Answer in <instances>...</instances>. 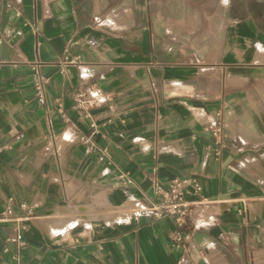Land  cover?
Listing matches in <instances>:
<instances>
[{
	"label": "crops",
	"instance_id": "1",
	"mask_svg": "<svg viewBox=\"0 0 264 264\" xmlns=\"http://www.w3.org/2000/svg\"><path fill=\"white\" fill-rule=\"evenodd\" d=\"M155 2L0 0V264H264V0L226 6L209 64L181 61L193 11L167 24ZM85 86L106 96L87 116ZM181 177L213 202L177 244L142 209ZM19 226L23 246L5 240Z\"/></svg>",
	"mask_w": 264,
	"mask_h": 264
},
{
	"label": "built area",
	"instance_id": "2",
	"mask_svg": "<svg viewBox=\"0 0 264 264\" xmlns=\"http://www.w3.org/2000/svg\"><path fill=\"white\" fill-rule=\"evenodd\" d=\"M76 58L68 60L69 63L75 62ZM44 62L33 61L29 62L31 84L34 91L36 100L40 103L46 102V85L48 84V77L40 71V66ZM74 106L84 111L87 116L88 111L93 106H99L106 101V96L103 92L97 88L85 86L82 88H76L71 92ZM207 129L213 134L215 141L221 143L223 124L221 121L209 120L207 123ZM88 142V140H86ZM89 149L93 150V143L89 142ZM217 152V151H216ZM104 159V152L100 153L98 160ZM118 178L123 184H130L132 180L125 174H119ZM156 193L162 196V201L156 204H152L142 210L147 214H153L155 216H170L177 228L174 235V240L177 244H182L188 238L192 237L196 228L200 223L196 222L195 216L197 215V209L200 206H205L213 202V200L199 196L200 185L195 178L184 177L174 178L170 180L166 187L158 185L154 186ZM193 195V198H187V195ZM21 210H25L24 204H20ZM31 213L29 210H26ZM14 217L13 208L8 203L3 210L0 211V222H6ZM15 219H18L15 217ZM22 226L17 227L12 235L6 237V241L16 242L18 245L23 246L25 244L23 236L20 232ZM8 248L5 247L4 251Z\"/></svg>",
	"mask_w": 264,
	"mask_h": 264
},
{
	"label": "water",
	"instance_id": "3",
	"mask_svg": "<svg viewBox=\"0 0 264 264\" xmlns=\"http://www.w3.org/2000/svg\"><path fill=\"white\" fill-rule=\"evenodd\" d=\"M198 6L199 5H196L195 9ZM226 6L227 5L220 4L216 6V13L214 15L215 19L206 23L207 28L205 25L200 24L198 20L199 18H196L199 24L192 20V23L189 26L184 53L181 58L182 62H198L206 64L213 62L216 41L219 37L222 17ZM193 12L197 13V10H194ZM206 29L207 31L205 32ZM199 30H202V33H199ZM179 36L181 37L182 35L180 34Z\"/></svg>",
	"mask_w": 264,
	"mask_h": 264
},
{
	"label": "rangeland",
	"instance_id": "4",
	"mask_svg": "<svg viewBox=\"0 0 264 264\" xmlns=\"http://www.w3.org/2000/svg\"><path fill=\"white\" fill-rule=\"evenodd\" d=\"M153 1V0H152ZM157 1V4L159 6H162V10H168L167 12H161L159 17H161L162 21H166L167 24H172L176 21H180L181 19H186L185 17H187L186 15H188L187 12H184L183 9H191L192 11L197 10V13L192 12L191 13V20H190V24L193 22L198 23V21L196 20V18H199V22L201 25H205L208 21H212L214 20V15L216 13V6L217 5H236L239 6L242 2L248 1L249 2H253V0H154V2ZM156 4V2H155ZM199 5L197 8L199 9H195V6ZM250 6V5H249ZM174 8H180L182 11H175L173 13H171L170 11H173ZM170 10V11H169ZM187 13V14H186ZM239 15H243L242 13H239ZM184 16V18H182ZM195 17V18H194ZM225 17V13H223V17H222V21L224 20ZM181 23V22H179ZM199 24V23H198ZM182 25V23H181ZM184 25V24H183ZM222 27V26H221ZM207 28V26H206ZM183 29H179V31H182ZM198 31V30H197ZM199 33H202V30H199ZM207 31V29L205 30V32ZM221 31V28H220ZM220 31H219V35H220ZM180 33V32H178ZM181 34V33H180ZM131 210V209H130ZM203 213L208 216L210 211L207 208L203 209ZM80 216V214H79Z\"/></svg>",
	"mask_w": 264,
	"mask_h": 264
}]
</instances>
